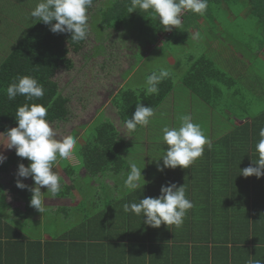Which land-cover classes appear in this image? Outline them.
<instances>
[{
    "label": "rangeland",
    "instance_id": "1",
    "mask_svg": "<svg viewBox=\"0 0 264 264\" xmlns=\"http://www.w3.org/2000/svg\"><path fill=\"white\" fill-rule=\"evenodd\" d=\"M39 2H41V0H0V63L19 42L25 32L35 23L36 19L32 18L30 13ZM106 3V0H98L93 4L89 11L87 39L77 51L71 48L69 49L68 57L73 62L72 69L69 71L59 69L54 76V80L57 82L61 94L69 99L68 109L70 111L67 121L51 123L57 131L56 138L61 139L63 136L68 135L72 128H74L72 135L78 139V143L74 155L72 156L76 162L75 168H73L76 174L71 180V187L69 189L63 184L64 179L68 181L67 175L60 169L66 164V160L56 165L53 171H56L62 177L63 190L68 192V194L71 193L72 188H75L77 192L88 191L84 198L87 201L86 210H88V213H83L78 209L72 210V212H70L72 213V217L65 220V227L63 225H58L56 230L50 231V233L48 232V236L50 237H53L51 233L56 232L57 235H60L66 229L67 231L71 230L74 224L80 223L83 220L82 218L87 215L96 219L101 218L107 209L106 198L104 196H108L114 189L106 186V190L110 191L109 193L104 191L103 188H100L99 192L92 193L87 190L90 189V185L88 184L89 179H82L77 174L81 167L78 152L95 137L94 129L103 123V120L106 118L104 115L108 116V119L111 118L114 120V122L116 120L119 121L116 126L120 129V137L126 144L123 151H121L123 153L122 157L124 158L125 167L120 170L123 173H118V179L124 186V181L129 170V160H134L139 166L145 164V167L142 169V175L145 180L149 179V187H146L145 184L142 189L136 191V193L138 191L144 193V197L147 189L153 187V180L155 179L157 182V177H164V173L167 170V168H165L163 171H157V163L156 160H154L162 155L163 149L167 148V145H164L162 140V127L165 125L169 127L179 126L178 117L182 114H190L195 123H203L211 129V132H208V134H211V137L217 138V134L218 136L224 134L227 127L221 122H228L223 115H219L218 113L213 114L206 110L200 111L198 107L192 108L190 105L191 98L199 103L200 101L196 99L194 94L191 96V93L188 92L177 78V71L181 73L183 70L180 65H185L187 63L182 51L192 52V50L199 49L200 46L205 48L207 46L206 41H210L212 44L211 48L213 49L211 55L214 56L213 60L216 65H220V67L222 66L221 68H223L224 64H229L230 58L235 60L237 57L241 58V56H243L248 58L246 63L249 62L252 66L258 67L264 75L263 58L257 57H261L260 51L258 50L259 42L257 41L258 37L256 34L260 31V28L256 26V21L253 16H247L249 14L244 11L245 9L243 10L242 4L235 3L229 6L230 8H223L224 5L227 6L226 0H221V2H216V0L212 1V5L209 0L208 9L203 16L187 11L186 15L182 17V24L179 28L181 30L185 29V31L188 29L189 23L185 18L189 15L190 20L193 18V24L196 25L198 22L201 25L200 27H202L201 31L204 37L203 40L194 41L192 39L193 35L190 37L189 34L186 38H183L182 34H175L169 41H165L164 44L163 38L169 34V31L161 30L163 26H161L160 23L159 31H154V42L148 37L153 36V33L149 29L140 31V29L134 28L133 26V28H131L126 25L120 26L117 29L107 28V26L104 27L102 25L98 27V25H100V19H98V16L100 18L99 11L102 10ZM217 6H219L220 9L217 10ZM241 11L244 13L245 17L241 16V18H234L230 16L231 12L235 14ZM211 22L215 23L217 27H211ZM208 26L211 28L208 29ZM239 37L242 39L245 37L248 38L245 41L247 42L249 40V43L252 44L251 48H249L248 44V49L245 48L246 45L240 47L242 41H240ZM179 40L182 41L178 42ZM221 40H224V42ZM161 42L162 46L157 48ZM166 42L170 44L168 45ZM153 45H155V49L151 50ZM144 53H148V57L145 58V60L144 57L141 58L142 55L144 56ZM231 53L233 57L230 56ZM193 55L195 54L193 53ZM159 66H165L172 70L174 91L164 100L161 106L156 109V114L151 119L150 124L146 127H140L136 135H131L127 133L123 124H121L117 115V110L112 105L111 100L110 104H108V99L116 93V90L121 84L124 89L130 86L140 89L139 86L144 84L146 76L150 73V69H155V67L158 68ZM247 67H250V65H247ZM229 68L230 67H224L223 69L226 70ZM261 80L260 86L264 85V77H261ZM240 82H242V79ZM222 89L225 91L224 88ZM232 90L238 89L232 87L230 89V94H232ZM187 93L190 95L188 101L185 99L188 97ZM246 97L249 98L247 101L242 100L241 103L240 101H236L240 104L239 108L234 106L237 113L236 118L244 121L256 118L263 111L261 107L264 106V97L263 99H256V94L254 93ZM260 103L261 107L259 106ZM243 105L246 107L242 108ZM185 106L188 107L185 108ZM81 107H93V109L104 107L103 110L105 114L99 113L100 115L98 114L94 121H87V123L82 124L84 121L79 112ZM115 116L116 120L114 119ZM83 117L88 119L87 116ZM232 119L234 122V118ZM234 124L239 125L236 122H234ZM232 125V122L227 124L229 128H231ZM204 133L208 137V134H206V132ZM0 142L4 144L3 147L0 148V153L4 155L8 151H11L5 147L7 144V139L5 137L0 136ZM29 163L30 161L27 160L25 166ZM160 163L162 164V161H160ZM16 173L17 171H14L13 174L11 173L9 176L6 175L1 177L6 190L17 188L15 183L10 182L12 178L18 179ZM20 179L26 185H33L31 178ZM123 189L124 187L118 185L117 191L119 194L122 195L121 190ZM41 190L42 193L46 192V188H42ZM92 194L96 195L97 199L95 198V200H93L91 198ZM2 198L3 196H0V199ZM4 210L7 211L3 202L0 201V212ZM100 212L103 213L99 214ZM44 214H47L45 218L46 228L49 230L53 229L54 223L58 221L59 216L54 214L53 211L51 212V210L46 211ZM121 224L129 223H127V220L124 218L120 219V229L122 230L126 229L127 226ZM107 231L109 232L110 228L107 229ZM67 238L70 240L76 239L72 238L70 235ZM94 247H97V245ZM100 252L102 251L98 250V247L96 252L87 250L89 256H95V253L97 256H100Z\"/></svg>",
    "mask_w": 264,
    "mask_h": 264
},
{
    "label": "crops",
    "instance_id": "2",
    "mask_svg": "<svg viewBox=\"0 0 264 264\" xmlns=\"http://www.w3.org/2000/svg\"><path fill=\"white\" fill-rule=\"evenodd\" d=\"M230 16L234 17V13L231 12ZM192 20L193 18L190 20V17L187 20L189 27L186 31L190 36L197 32L198 26H201L197 22V27L196 25L194 27ZM259 25L262 26L260 22ZM263 28L262 26L261 31L264 38ZM168 33L170 34V31ZM260 41H258L260 52L264 53V39ZM232 76L235 80H241L242 71H232ZM239 91L241 92L239 89L237 93ZM257 91L256 99H263L264 91L261 89ZM238 95L241 103L242 93H238ZM111 99L112 97L108 99V104H110ZM259 106L261 107V103ZM245 107L243 106V108ZM261 108L263 109L261 113H264V106ZM103 109L104 107L96 109L81 107L79 112L84 121L82 124L87 123V121H94L99 113L105 114ZM261 113L259 115H262ZM83 116H87L88 119ZM104 116L107 120L108 116ZM230 116L234 118V122L239 125L242 124L243 120L236 118L237 114H230ZM114 119L116 120V116ZM108 120L114 124L119 132L120 129L116 126L119 121L114 122L111 118ZM225 133L226 131H224ZM208 137L211 147L206 145L203 155L196 159L189 168H167L164 177H157V182L154 179L153 187L146 191L145 197H157L160 195L162 185L169 183H175L177 186L184 185L186 197L193 202L194 207L188 210L183 224L179 228L164 224L159 228H152L143 223L142 215L137 216L132 212H123L125 203L139 202V199L144 198V193L139 191L136 193L139 189L129 192L124 188L121 191H125L129 196L125 202L120 204L122 199L117 191V184L120 181L118 173L123 172L110 168L104 173L90 175L86 173L84 167L79 168L77 172L79 177L89 179L90 189L87 190L93 193L99 192V189L103 188L104 191H107L106 186L114 189L108 196L103 195L106 198L107 209L102 219L107 222L108 226H100L99 232H101L95 240L97 246L99 243L111 245V254L114 255L111 264H248L249 260H264V237L253 238L252 235L249 237L245 231L247 222L250 223L249 218L251 219L250 216L248 217V213L253 208L250 206L247 193L251 191L250 186L251 188L258 186L262 190L264 188V176L260 178L254 175L244 177L239 174V170L246 167V144L242 140L235 143L221 140L217 142L215 138H210L209 134ZM3 145L0 142V148ZM10 152L8 151L4 156L7 157ZM254 156L257 160L258 153L256 151L252 157ZM68 160L72 161L73 158ZM71 163L75 164L76 162L73 160ZM60 169L63 172V168ZM14 171L17 170L11 169L2 176H9ZM66 177L68 181L64 179L63 184L69 189L71 180L68 176ZM232 180L238 182L241 180L242 188L239 184H237L239 187H232ZM146 181V187H149V179ZM3 188L5 194L0 201L3 202V205L6 204L4 207L7 211L0 212V264H102L96 257L97 255L89 256L87 250L96 252L97 247L85 248V240L83 242H81L82 239L78 240L77 255L74 251L73 253L70 252V239L61 238L70 230L67 231L66 229L60 235L54 232L51 233L53 237L48 236V232L56 230L58 225L64 226L65 220L72 217L70 214L72 210L86 211L87 201L84 198L88 191L77 192L75 188H72L71 193L68 194L63 190L64 194L57 198H49L46 193L45 207L59 216L58 221L54 223V228L49 230L45 226L47 214H41L37 210L36 212H28L26 202L23 199L15 195L14 191L6 190L4 184ZM136 197L139 198L135 201ZM91 198L97 199L94 194ZM120 209L123 215H120ZM122 218L126 219L129 224H121L127 226L126 229L121 230L120 219ZM82 221L78 223V228H80ZM6 224L17 229L21 233L20 236H17ZM76 225L74 224V227ZM232 226L235 228L234 232L231 231ZM109 228V232L112 234L105 233V230ZM263 233L264 223L262 236ZM255 242H262V244L257 246Z\"/></svg>",
    "mask_w": 264,
    "mask_h": 264
},
{
    "label": "trees",
    "instance_id": "3",
    "mask_svg": "<svg viewBox=\"0 0 264 264\" xmlns=\"http://www.w3.org/2000/svg\"><path fill=\"white\" fill-rule=\"evenodd\" d=\"M96 1L98 0H94V3ZM212 1L215 0H210L211 5ZM218 1L221 2V0H216V2ZM106 2L107 3L102 8V10L99 11L100 18L98 16V19H100V25H98V27L102 25L104 27L107 26V28L117 29L120 26L126 25L131 28L134 27L140 29V31L149 29L153 33V36L148 37L151 38L152 42L155 41L154 31H159L160 25L159 20L155 19L154 16L150 14L151 10L145 12L143 10L137 9V11L128 13L127 9L130 5V0H106ZM226 3L227 6L224 5L223 8H230L229 6L234 5L235 3L242 4L243 10L245 9L244 11L249 14L247 16H253L256 21V26L260 28V31L256 33L258 39H264L263 33L261 31V27H264V0H226ZM90 9L88 10V17ZM218 9H220L219 6H217V10ZM241 12L235 13L234 18H241ZM186 13L187 11L183 14V16H185ZM242 14L244 13L242 12ZM189 17L190 16L188 15V17L185 18L186 21L189 19ZM258 21L262 24V26L259 25ZM53 23H55V21H53ZM193 25L195 27V24ZM210 26L217 27V25L212 22ZM210 26H208V29L211 28ZM196 29L197 31L202 33L199 26ZM175 34H182L183 38H186V36L188 35L185 29L181 30L180 28H172L170 30V34L163 38L164 44L165 41H169L170 38ZM239 39L240 41H242L240 47H243L242 45H246L245 48L248 49V44L249 48H251L252 44L249 43V40L247 42L245 41L248 38L245 37L242 39L239 37ZM260 40L257 41L261 42ZM181 41L182 40H179L178 42ZM221 41L224 42V40ZM83 42L84 41H81L79 43H72L69 33H53L50 31L49 25H45L42 21H35L33 26H31L25 32L19 42L0 63V133L5 132L6 129H10L16 126V108L18 105L26 102L24 96L20 95H18L14 101H9L6 94L8 85L17 77L24 75L35 77L41 84H43L45 88V94L42 99H34L33 101L27 102L51 105L48 110L47 116V119L51 123L65 122L68 120L70 114V111L68 109L69 99L61 94L58 84L54 80V76L59 69H65L68 71L72 69L73 62L68 57L69 49L71 48L72 50L77 51L81 47ZM166 43H168V45L170 44L169 42ZM206 43L207 46L205 48L203 46H200L199 49H196L194 51L192 50V52L182 51V54H184L187 63L185 65H180L183 70L181 71V73L177 71V78L180 80L181 84H183V86L188 90V92L191 93V96L192 94H194L196 96V99L200 101L199 103L195 99L191 98L190 105L192 106V108L198 107V110L200 111L206 110L213 114L218 113L219 115H223L227 119L228 123H233L231 128H229L227 126L228 123L221 122L225 125V127H227V129L225 130L226 133L222 136H218L217 134V138H215V140L217 142L221 140L233 143L242 140V142L246 144V167L250 165L255 167V156H252L256 151L255 146L257 144V141L261 139L259 132L261 128H264V113H261L262 115L257 116L253 120H243L241 125L234 124L230 114H237L234 106H239V104L236 102L239 101L238 93H242V100L247 101L249 99L246 97L247 95H250L251 93L256 94V92H258V89L264 91V85L260 86V83L262 81L261 77H264L263 72H261L258 67L252 66L251 63H246V60H248V58H245L243 56L242 59L240 57H237L235 60H232L230 58L229 64H224L223 66V68H230L224 70L223 68H221L222 66L220 67V65H216L215 61L213 60L214 56L211 55L213 49L211 48L212 44L210 43V41H206ZM155 45H153L151 50L155 49ZM161 46L162 42L157 46V48ZM246 49L243 50L247 51ZM258 50L260 51V47H258ZM193 53L195 55H193ZM260 55L261 57H257L263 58L262 62L264 63V53L260 52ZM230 56L233 57V54L231 53ZM143 57L145 60V58L148 57V53H144V56L142 55L141 58ZM247 65H250V67H247ZM156 69V67L155 69H150V73ZM238 70L239 72L242 71V83L238 82L241 80H235L232 76V71ZM232 87H235L238 90L240 89L241 92L239 91L237 93V90H232V94H230V89ZM159 88V95L145 96L143 90L136 87L134 88L132 86L124 89L122 88L121 84L120 88L115 94L112 95L111 99V103L117 110V115L121 124H123V121L127 117L131 118L138 101H140L145 106H152L156 111V109L161 106L164 100L174 91L172 76L169 79H165L159 85ZM222 88H224L225 91ZM136 91H139V96L135 94ZM189 93H187L188 97L185 98L187 101L189 100ZM187 107L188 106H185V108ZM200 125L203 131L206 132V134H208V132L210 133L211 129H209V127H207L203 123H201ZM139 129L140 127L138 126L136 132L131 133V135H136ZM94 131L95 137L85 146H83L78 152V158L81 162L80 166L84 167L86 173L90 175H96L100 172L104 173L105 170H108L110 168H112L113 170H118V172H122L120 170L125 167V163L123 160L124 158L122 157L123 153L121 151H123L126 144L125 141L120 137V131L118 132L114 124L108 119L106 120V118L103 120L102 124L94 129ZM72 133L73 129L68 133V135H72ZM209 136L210 138H213L211 137V134H209ZM72 161L66 160V164L63 165V171L70 180H72L75 177L74 175L76 174L75 170L73 169L75 168L76 164L71 163ZM26 162V158L18 157L15 154V149L11 150V152L6 157V160L2 164H0V190H4L3 184L1 183L2 175L9 172L11 169L17 170V166L19 163L26 164ZM10 182L15 183L16 179L13 178L12 180H10ZM231 183L232 187L238 186L237 184H239L242 188L241 180L239 182L237 180H232ZM122 184L123 183L119 181L117 186L120 185L121 187H124ZM250 189L251 191L247 193V198L250 200V206L253 208L248 213V217L250 216L251 219L249 218L250 223L247 222L245 231L248 236L252 235L253 238L264 237V233L262 236L264 223V188L261 190V188H259L258 186H256L255 188H251L250 186ZM11 190L14 191L15 195H18L19 198L23 199L26 202V209H28V212H36V210L30 206L29 202L31 193L28 190L19 188H12ZM121 193L123 195L119 194L120 198L122 199L120 204L125 202L127 196H129V194L125 193V191ZM61 194L63 195L64 192L62 191ZM138 198L139 197H136L135 201ZM119 212H121L120 215H123L121 209L119 210ZM7 213L9 214V212ZM83 213H88V210L84 211ZM101 213L103 212H100L99 214ZM82 219L83 221L79 226L80 228H78L77 224L61 237L62 239H66L70 235L72 238H76L75 240H70V252L73 253L74 251L76 255L78 254L77 249L79 239H82L81 242L85 240V248H94V246L97 244L95 243V240L101 232H99L100 226L103 227V225H107V222L104 221L102 217L96 219L87 215ZM6 225L8 226L9 224ZM9 227L11 226L9 225ZM11 229L17 236H20L21 233L17 229L13 227H11ZM97 231L99 232L98 234L96 233ZM231 231H235V228H233V226L231 227ZM105 233L112 234L107 230H105ZM99 237L105 238L103 236ZM261 244L262 242H255V245L257 246H260ZM97 247L98 250L102 251L100 252V256H96L99 259V262L102 264H111V260H113L114 258V255L111 254V245L108 243H99ZM95 255L97 254L95 253ZM93 260H95V258H93Z\"/></svg>",
    "mask_w": 264,
    "mask_h": 264
},
{
    "label": "clouds",
    "instance_id": "4",
    "mask_svg": "<svg viewBox=\"0 0 264 264\" xmlns=\"http://www.w3.org/2000/svg\"><path fill=\"white\" fill-rule=\"evenodd\" d=\"M94 0H41L31 11L30 16L37 21H42L50 26L53 33H69L72 43L85 41L88 37V10L93 6ZM209 5V0H130L128 13L143 10L150 11L155 19L159 20L164 31L179 28L182 16L186 11L203 16ZM55 21V23H53ZM203 35L197 31L193 34L194 41H202ZM172 76V70L159 66L145 78L144 84L139 86L145 96L159 95V85ZM7 99L14 101L20 95L24 96L25 103L18 105L15 111L16 126L0 133L7 139L6 149H15L18 157L26 158L30 163L17 166L16 187L26 189L31 193L30 206L43 214L48 209L45 207V194L49 198H57L63 191L62 177L53 171L56 165L63 160L70 159L76 150L78 139L69 134L57 139V131L47 119L51 105L28 103L34 99H42L45 88L35 77L24 75L17 77L6 89ZM139 96V91L135 93ZM152 106H145L140 101L136 103L135 111L131 118L123 121V126L129 134L136 132L137 127H146L155 116ZM179 126L162 127V140L166 149L162 155L154 159L157 171L165 168L187 169L196 159L204 153L207 145L211 147L209 138L205 135L201 125L195 123L190 114L178 117ZM261 139L256 144L258 159L256 166H248L239 170V174L248 177L264 176V128L260 129ZM6 156L0 153V164ZM162 161V164L160 163ZM129 170L124 181V187L129 191L142 189L147 183L142 175V169L134 160H129ZM19 178H31L33 185L24 184ZM46 188V192L41 191ZM5 190H0V196ZM194 207L193 202L186 197L184 185L175 183L162 185L160 195L157 197H144L139 202L125 203L123 212H132L143 216V223L152 228L166 226H182L188 210ZM248 264H264V260H249Z\"/></svg>",
    "mask_w": 264,
    "mask_h": 264
}]
</instances>
